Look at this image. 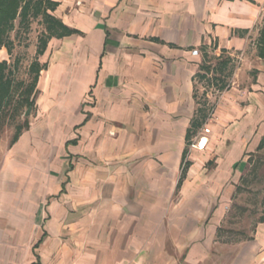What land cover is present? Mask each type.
Wrapping results in <instances>:
<instances>
[{"label": "crops", "instance_id": "crops-1", "mask_svg": "<svg viewBox=\"0 0 264 264\" xmlns=\"http://www.w3.org/2000/svg\"><path fill=\"white\" fill-rule=\"evenodd\" d=\"M52 1L74 32L39 56L28 127L0 137V264H264V219L222 237L264 137V64L244 89L235 74L205 150L192 129L209 55L248 66L264 0Z\"/></svg>", "mask_w": 264, "mask_h": 264}, {"label": "rangeland", "instance_id": "rangeland-1", "mask_svg": "<svg viewBox=\"0 0 264 264\" xmlns=\"http://www.w3.org/2000/svg\"><path fill=\"white\" fill-rule=\"evenodd\" d=\"M38 1L41 2L40 7L43 11L47 0H34V9H36L35 4ZM263 26L264 12L251 35L248 48V66H244V60L240 56L230 57L226 53L220 56L209 55L210 58L207 60L211 62V65L207 64L206 66L214 71L213 73L209 71L210 76L205 75V78H200L202 81L197 85L196 97L203 106L199 119L202 118L203 121L195 138L204 133L206 128H209L213 133L216 117L211 112L218 109L221 101L234 88L233 77L236 73L239 74L236 85L239 89H241L240 87L246 88V84L251 86L258 79L257 68L262 63L264 64V61H260L258 57ZM46 33L47 26L44 23L43 14L38 13L36 16L32 14L26 23L21 22V17H18L13 30L6 37V45L0 50L1 61L7 62L9 76L14 84L12 102L2 112L0 137H5L8 134L9 139H11L19 126H24L27 120L30 122L33 113L30 111V114L26 115L28 108L23 102L22 97L24 95L22 92L33 80L30 67L36 60H39L37 50L40 47V39ZM225 62H228L227 66H224ZM215 68H222V71H217ZM262 72L264 73V69ZM31 97L34 98L33 95ZM240 97L241 92H239L237 99L239 105L241 104ZM21 102L23 105L20 104ZM243 160L246 165L242 170L239 183L235 185L229 207L231 211L223 227L222 237L225 240H246L252 235L259 220L264 217V148L245 153Z\"/></svg>", "mask_w": 264, "mask_h": 264}, {"label": "trees", "instance_id": "trees-1", "mask_svg": "<svg viewBox=\"0 0 264 264\" xmlns=\"http://www.w3.org/2000/svg\"><path fill=\"white\" fill-rule=\"evenodd\" d=\"M34 0H0V50L3 46L6 45V37L10 31L14 28V23L18 17H21V22L26 23L28 18L33 15H38V13L43 14L44 23L47 26V33L40 39V47L37 50L38 56L42 55L48 45V42L51 38L57 37L62 38L64 36L70 35L74 32V30L69 29L65 26L61 21L51 16L47 11L54 10L57 3L52 0H47L46 7L44 10H41V2H36L35 8L33 5ZM37 5V6H36ZM43 5V4H42ZM33 10V11H32ZM258 57L264 60V26L260 35V44H259V53ZM228 62L224 63V66H227ZM44 65H42L39 60H36L30 67V71L33 74V80L25 88L22 92L24 97H22L23 102L26 104L28 109H32L35 102L36 97V86L39 80V76L41 70ZM205 72L211 71L209 66H203ZM217 71H222L221 69L215 68ZM9 66L7 62L0 63V122L2 119V112L6 106H8L12 102V92L14 89V84L12 79L9 76ZM203 78L206 76L203 75ZM34 96L32 99L31 96ZM21 102L20 104L23 105ZM202 122L196 120L192 124V129L200 128ZM28 127V124L25 123L24 126H19L14 136V140H16L21 134L24 128ZM192 137V130H189L187 134V138L190 139ZM264 148V137L262 138L258 150ZM264 217L261 218L263 220Z\"/></svg>", "mask_w": 264, "mask_h": 264}, {"label": "built area", "instance_id": "built-area-1", "mask_svg": "<svg viewBox=\"0 0 264 264\" xmlns=\"http://www.w3.org/2000/svg\"><path fill=\"white\" fill-rule=\"evenodd\" d=\"M199 50H193V55L198 56ZM211 133V130L209 128H206L204 130V133L202 136L199 137L198 142L194 145V147L199 148L200 150H205L206 146L208 145L209 139L207 137L208 134Z\"/></svg>", "mask_w": 264, "mask_h": 264}, {"label": "water", "instance_id": "water-1", "mask_svg": "<svg viewBox=\"0 0 264 264\" xmlns=\"http://www.w3.org/2000/svg\"><path fill=\"white\" fill-rule=\"evenodd\" d=\"M30 114V110H28L27 112H26V115H29Z\"/></svg>", "mask_w": 264, "mask_h": 264}]
</instances>
